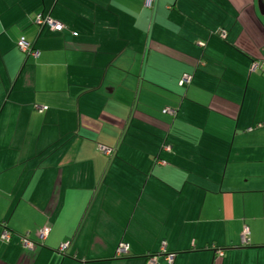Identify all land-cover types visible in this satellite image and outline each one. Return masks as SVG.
<instances>
[{
    "label": "crops",
    "instance_id": "0c3cea01",
    "mask_svg": "<svg viewBox=\"0 0 264 264\" xmlns=\"http://www.w3.org/2000/svg\"><path fill=\"white\" fill-rule=\"evenodd\" d=\"M261 121L257 0H0V264H264Z\"/></svg>",
    "mask_w": 264,
    "mask_h": 264
},
{
    "label": "built area",
    "instance_id": "2783aa9c",
    "mask_svg": "<svg viewBox=\"0 0 264 264\" xmlns=\"http://www.w3.org/2000/svg\"><path fill=\"white\" fill-rule=\"evenodd\" d=\"M153 2H154V0H144V6L151 8L153 5ZM33 22L38 26H46L52 31H62L64 29V25L61 22L55 20L49 14H44L41 12H38L34 15ZM74 34H76V33H74ZM218 35L220 37H225V35H226L225 30H223V29L219 30ZM200 44H202V43H200ZM16 46L22 53H24L28 56L37 57L39 55V51L37 49L33 48L31 43L28 40H26V38L24 36H20L17 39ZM257 68H258V62L252 61L250 63V66H249V70L255 71V70H257ZM191 77H192V75L190 73L182 74L181 78L179 79V84L183 85V86L188 85L191 81ZM35 108L37 109V111L41 112L44 109H46L47 107L35 105ZM163 112L167 113L171 116H174L176 113V109L166 107L163 109ZM262 126H264V121L258 122L254 127L256 128V127H262ZM254 127L249 126V127H247L246 130H252ZM99 151L104 153V154L109 155V154H111L112 149L110 147H107L105 145L100 144L99 145ZM0 225H1L0 240L8 241L12 236V231L8 227L7 221L2 220L0 222ZM50 229H51L50 225H45V226L38 229L36 234H37V238L39 239L40 242H43V240L46 239V237L48 236V234L50 232ZM19 238H20V242H21L22 246L26 249H32L36 244L35 241H33L32 239H30L28 237L27 233L19 235ZM241 241L244 244L249 242L247 228H244L242 230ZM67 245H68L67 242L60 243L57 250L59 252H63L64 249L67 247ZM214 251L219 256L223 255L222 249L214 247ZM127 253H128L127 244H125L123 242L118 243L116 246V249H115V256L121 257V256L126 255ZM158 255H162L164 260L168 264H172L173 259L175 257V252L168 251L166 249L165 243L162 242L160 245V249L157 253H147L145 264H157Z\"/></svg>",
    "mask_w": 264,
    "mask_h": 264
},
{
    "label": "water",
    "instance_id": "95a60500",
    "mask_svg": "<svg viewBox=\"0 0 264 264\" xmlns=\"http://www.w3.org/2000/svg\"><path fill=\"white\" fill-rule=\"evenodd\" d=\"M258 8L261 14H264V0H257Z\"/></svg>",
    "mask_w": 264,
    "mask_h": 264
}]
</instances>
